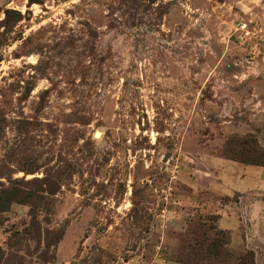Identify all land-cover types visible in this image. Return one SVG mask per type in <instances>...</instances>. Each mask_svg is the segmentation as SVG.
<instances>
[{"label": "rangeland", "instance_id": "1", "mask_svg": "<svg viewBox=\"0 0 264 264\" xmlns=\"http://www.w3.org/2000/svg\"><path fill=\"white\" fill-rule=\"evenodd\" d=\"M261 150L264 0H0V264H264Z\"/></svg>", "mask_w": 264, "mask_h": 264}, {"label": "trees", "instance_id": "2", "mask_svg": "<svg viewBox=\"0 0 264 264\" xmlns=\"http://www.w3.org/2000/svg\"><path fill=\"white\" fill-rule=\"evenodd\" d=\"M244 145V142L239 139H227L224 148L221 151V155L224 157H231L233 159L235 158V153H239L241 150V146ZM260 156L262 161L264 162V151H260ZM258 164V163H254ZM210 230H213L211 228ZM216 236L214 234V237L211 239L210 243L211 246V254H209L207 251V255L205 257H213V259L219 260L221 257L224 258L225 262L222 264H253L252 258L249 256V254L244 253L241 255H236L228 251L225 247L228 244V238L226 236V233L222 231H217Z\"/></svg>", "mask_w": 264, "mask_h": 264}]
</instances>
